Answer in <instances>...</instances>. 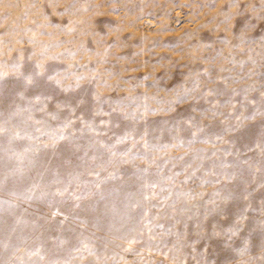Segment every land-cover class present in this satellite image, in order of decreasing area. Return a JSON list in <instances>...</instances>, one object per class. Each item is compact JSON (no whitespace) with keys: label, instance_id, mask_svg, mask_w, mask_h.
<instances>
[{"label":"rangeland","instance_id":"obj_1","mask_svg":"<svg viewBox=\"0 0 264 264\" xmlns=\"http://www.w3.org/2000/svg\"><path fill=\"white\" fill-rule=\"evenodd\" d=\"M0 264H264V0H0Z\"/></svg>","mask_w":264,"mask_h":264}]
</instances>
